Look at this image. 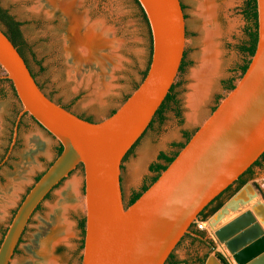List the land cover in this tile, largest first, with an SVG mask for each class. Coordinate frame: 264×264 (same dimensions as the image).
Segmentation results:
<instances>
[{
	"label": "water",
	"instance_id": "1",
	"mask_svg": "<svg viewBox=\"0 0 264 264\" xmlns=\"http://www.w3.org/2000/svg\"><path fill=\"white\" fill-rule=\"evenodd\" d=\"M149 21L153 52L139 86L113 114L89 121L50 98L0 27V67L24 114L63 151L27 192L0 244L10 264L32 216L79 165L84 169L86 227L81 264H166L199 214L264 154V0H257L258 43L234 88L175 159L128 205L122 186L127 152L148 129L180 71L186 45L182 0H138ZM205 264H223L211 256Z\"/></svg>",
	"mask_w": 264,
	"mask_h": 264
},
{
	"label": "rangeland",
	"instance_id": "2",
	"mask_svg": "<svg viewBox=\"0 0 264 264\" xmlns=\"http://www.w3.org/2000/svg\"><path fill=\"white\" fill-rule=\"evenodd\" d=\"M182 3L186 17V45L184 66L174 82L176 101L168 104L164 119L154 120L123 161L125 202L134 192H140L151 183L156 173L150 166L158 161L160 152L172 155L181 150V144L187 141L186 134L195 133L229 92L227 85L230 82L236 84L241 78V67L251 59L240 49L248 40V22L243 11L245 0H182ZM0 6L21 23L30 49L28 63L38 84L50 98L77 115L93 121L108 117L143 80L151 58L152 39L149 26L134 0H0ZM68 8L86 19L87 28L99 26L101 34L106 36L101 40L104 41L101 49L95 52L104 63L105 72L100 64L91 60L84 62L78 72L74 70L76 66L68 49L72 23ZM208 44L219 49L220 72L206 102L190 119L187 95L194 82L195 70L208 54ZM83 49L82 54L87 55L89 52ZM107 62H111L110 65L107 66ZM4 75L0 67V240L36 177L56 159L59 146V142L33 117L24 114L17 140L9 153L15 123L23 107ZM73 179L78 180L79 203L83 201L84 169L79 165L36 210L10 264H30L35 258L30 247L36 246L42 230L51 229L50 218L60 193ZM246 185H251L264 202V156L260 165L254 166L253 178ZM242 189L227 194L219 210L205 220L198 217L191 226L201 230L214 248L185 235L172 252L173 259L166 264L172 261L176 264H201L203 261L205 264L217 252L230 264H236L229 250L217 239L215 232L220 228L213 229L212 221ZM65 215L70 230L51 251V264H81L84 233L80 221L85 217L84 207L70 206ZM199 223H204V227L200 228Z\"/></svg>",
	"mask_w": 264,
	"mask_h": 264
},
{
	"label": "bare ground",
	"instance_id": "3",
	"mask_svg": "<svg viewBox=\"0 0 264 264\" xmlns=\"http://www.w3.org/2000/svg\"><path fill=\"white\" fill-rule=\"evenodd\" d=\"M68 9L67 12L72 21L68 49L70 59L77 68L74 70L78 72V68H81L84 62L91 60L100 64L105 72L104 63L98 59L95 52L101 49L104 42L101 40L106 36L101 34L99 26L91 25L87 28L86 19L78 17L74 10ZM212 45L210 47L208 44L210 47L208 54L205 55L199 68L195 70L194 82L192 81L193 84L187 95L190 119L196 116L206 102L220 72L219 49L213 48ZM81 49L89 53L84 55ZM110 63L107 62V66ZM77 190L78 180L73 179L60 193L59 201L51 214V229L46 232L42 230L37 236L36 246L30 247L35 256L30 264H51V251L70 230L65 213L68 207H75L79 204ZM212 222H214L213 229L220 228L215 232L217 239L229 250L236 264H264V202L251 185H246L238 196L213 218ZM225 223L227 224L224 225Z\"/></svg>",
	"mask_w": 264,
	"mask_h": 264
},
{
	"label": "trees",
	"instance_id": "4",
	"mask_svg": "<svg viewBox=\"0 0 264 264\" xmlns=\"http://www.w3.org/2000/svg\"><path fill=\"white\" fill-rule=\"evenodd\" d=\"M136 2V4L138 5L143 18L145 19V21L147 22L148 26H149V30L151 33V29H150V25H149V21L147 19V16L142 8V6L140 5L138 0H134ZM184 8V5H183ZM244 15H245V19L248 22V27H247V36H248V40L242 44L240 46V49L243 52H246L247 54H249L251 57L254 55L255 51H256V47H257V43H258V8H257V0H245V5H244ZM0 27L3 29V31L6 33V35L10 38V40L13 42V44L16 46V48L18 49V51L20 52V54L23 56V58L25 59L27 65L30 68V65L28 63V59H27V52L30 50L29 46L26 42V40L24 39L22 30H21V23L19 21H17L14 16H12L8 10H6L5 8H3L2 6H0ZM151 39H152V34H151ZM151 51L153 52V39H152V49ZM152 52H151V58L148 64V67L146 69V71L143 74V78L146 76L148 69L150 67V63H151V59H152ZM250 63V60L247 61L242 67H241V71L242 74L246 71L248 65ZM184 66V62H182L181 68ZM31 69V68H30ZM33 73V72H32ZM34 75V73H33ZM35 77V75H34ZM36 78V77H35ZM7 81H10L9 79H6ZM12 84V83H11ZM139 86V85H138ZM137 86V87H138ZM235 86V84L233 82H230L227 85V88L229 90L233 89ZM13 87V85H12ZM41 87V86H40ZM136 87V88H137ZM14 88V87H13ZM42 88V87H41ZM173 89H174V85L172 86L169 94L167 95V97L165 98L164 102L162 103L161 107L158 109L155 117L153 118L152 122L150 123L149 127L152 125V123L154 122V120L156 118H159L160 120L164 119V111L166 109V107L168 106V104L170 102H175V95L173 94ZM15 91V90H14ZM129 97V95L125 98V100ZM68 109L67 106H64ZM216 108V107H215ZM214 108V109H215ZM116 111L113 110L111 114H113ZM178 115H180V112H178ZM83 117V116H81ZM84 118V117H83ZM89 121H92L91 118H86ZM148 127V128H149ZM193 135V134H192ZM192 135L190 134H186L187 137V141L186 143L190 140V138L192 137ZM139 141V140H138ZM137 141V142H138ZM137 142L132 146V148L127 152L125 158L128 156V154L133 150V148L136 146ZM186 143L181 144V149L186 145ZM63 151V146L59 143V146L57 147V156H59L61 154V152ZM179 151L174 153V154H168L165 152H160L158 155V161L153 163L150 166V169L156 173V175L151 179V183L148 185H145L142 190L140 192H134L132 197L130 198L128 205L132 204L133 202H135L140 195L148 189V187L157 180V178L159 177V175L161 174L162 171H164L167 166L175 159V157L178 155ZM264 156V154L246 171L244 172L240 178L238 180H236L231 186H229L224 192H222L219 196H217L200 214H199V218H201V220H205L208 215L215 213L217 210H219L221 208V206L223 205V198L229 194L232 195L235 192H237L238 190L242 189L243 186H245L247 184V182L253 178V168L256 165H260V161L262 159V157ZM124 158V160H125ZM53 163V162H52ZM51 163V164H52ZM50 164V165H51ZM45 172V171H44ZM43 172V173H44ZM40 174L39 176L36 177V181H38L40 179V177L43 175ZM30 190V189H29ZM39 208V207H38ZM85 227H86V218H82L80 221V228L82 229L84 236H85ZM7 231V230H6ZM6 231L4 232L3 236L5 235ZM3 239V237H2ZM0 240V244L1 241ZM84 247V241H83V245ZM219 258L220 260L223 262V264H230L227 259L225 258L224 255L219 253ZM171 259H173V253L170 255V257L168 258L167 262H169ZM176 261H172L171 264H176ZM201 264H203V261L201 262Z\"/></svg>",
	"mask_w": 264,
	"mask_h": 264
},
{
	"label": "flooded vegetation",
	"instance_id": "5",
	"mask_svg": "<svg viewBox=\"0 0 264 264\" xmlns=\"http://www.w3.org/2000/svg\"><path fill=\"white\" fill-rule=\"evenodd\" d=\"M32 71V70H31ZM84 118H88V117H84ZM93 121V120H92ZM155 176V175H154ZM123 182V180H122ZM132 197V196H131ZM130 197V198H131ZM129 198V200H130ZM129 200L126 202V204H128ZM187 236H191L193 239L201 242V243H204L205 245L208 246V248H214L212 242L208 239H206L204 233L201 231V230H197V229H194V228H191V232L186 234ZM216 257L220 260L219 258V253L217 252L216 253ZM221 261V260H220ZM222 262V261H221ZM167 263V262H166ZM201 263V262H200ZM223 263V262H222Z\"/></svg>",
	"mask_w": 264,
	"mask_h": 264
},
{
	"label": "built area",
	"instance_id": "6",
	"mask_svg": "<svg viewBox=\"0 0 264 264\" xmlns=\"http://www.w3.org/2000/svg\"><path fill=\"white\" fill-rule=\"evenodd\" d=\"M198 225H199L200 228L204 227V223H199Z\"/></svg>",
	"mask_w": 264,
	"mask_h": 264
},
{
	"label": "crops",
	"instance_id": "7",
	"mask_svg": "<svg viewBox=\"0 0 264 264\" xmlns=\"http://www.w3.org/2000/svg\"><path fill=\"white\" fill-rule=\"evenodd\" d=\"M123 192H124V188H123Z\"/></svg>",
	"mask_w": 264,
	"mask_h": 264
}]
</instances>
